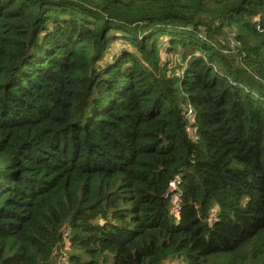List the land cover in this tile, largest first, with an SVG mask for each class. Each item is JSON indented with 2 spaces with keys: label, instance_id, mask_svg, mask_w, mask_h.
Wrapping results in <instances>:
<instances>
[{
  "label": "trees",
  "instance_id": "trees-1",
  "mask_svg": "<svg viewBox=\"0 0 264 264\" xmlns=\"http://www.w3.org/2000/svg\"><path fill=\"white\" fill-rule=\"evenodd\" d=\"M55 252L264 264V0H0V264Z\"/></svg>",
  "mask_w": 264,
  "mask_h": 264
},
{
  "label": "built area",
  "instance_id": "built-area-1",
  "mask_svg": "<svg viewBox=\"0 0 264 264\" xmlns=\"http://www.w3.org/2000/svg\"><path fill=\"white\" fill-rule=\"evenodd\" d=\"M231 45H234V41L229 40ZM185 115L189 120L190 128H189V136L193 141L198 140L197 136V130L195 127V120H196V113L191 105L187 104L185 109ZM179 184L180 179L178 177H175L172 181L169 183V195H170V201L172 205V214L176 221L179 220ZM215 217L212 215L210 222L214 220ZM168 264H186L181 259H173L171 261H168Z\"/></svg>",
  "mask_w": 264,
  "mask_h": 264
},
{
  "label": "water",
  "instance_id": "water-1",
  "mask_svg": "<svg viewBox=\"0 0 264 264\" xmlns=\"http://www.w3.org/2000/svg\"><path fill=\"white\" fill-rule=\"evenodd\" d=\"M56 256H57V253L55 252L52 255V257H51V260H50L49 264H57V258H56Z\"/></svg>",
  "mask_w": 264,
  "mask_h": 264
},
{
  "label": "rangeland",
  "instance_id": "rangeland-1",
  "mask_svg": "<svg viewBox=\"0 0 264 264\" xmlns=\"http://www.w3.org/2000/svg\"><path fill=\"white\" fill-rule=\"evenodd\" d=\"M115 47H117V49H121L122 48V46H115ZM166 58V57H165Z\"/></svg>",
  "mask_w": 264,
  "mask_h": 264
},
{
  "label": "crops",
  "instance_id": "crops-1",
  "mask_svg": "<svg viewBox=\"0 0 264 264\" xmlns=\"http://www.w3.org/2000/svg\"><path fill=\"white\" fill-rule=\"evenodd\" d=\"M165 264H168V261Z\"/></svg>",
  "mask_w": 264,
  "mask_h": 264
}]
</instances>
